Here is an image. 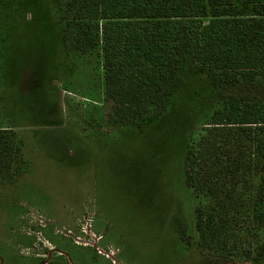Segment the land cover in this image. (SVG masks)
<instances>
[{
	"label": "rangeland",
	"instance_id": "obj_1",
	"mask_svg": "<svg viewBox=\"0 0 264 264\" xmlns=\"http://www.w3.org/2000/svg\"><path fill=\"white\" fill-rule=\"evenodd\" d=\"M63 28L57 0H0V127L23 146L0 173V264H264L246 202L199 246L184 176L185 143L242 85L217 86L181 47L164 113L116 127L100 51L68 49Z\"/></svg>",
	"mask_w": 264,
	"mask_h": 264
},
{
	"label": "trees",
	"instance_id": "obj_2",
	"mask_svg": "<svg viewBox=\"0 0 264 264\" xmlns=\"http://www.w3.org/2000/svg\"><path fill=\"white\" fill-rule=\"evenodd\" d=\"M57 2L67 48L101 53L114 126L164 113L177 90L181 47L217 86L242 85L185 143V184L200 247H218L227 214L240 202L263 225L264 0ZM253 84L263 91L244 90ZM22 155L21 138L0 127V173Z\"/></svg>",
	"mask_w": 264,
	"mask_h": 264
},
{
	"label": "crops",
	"instance_id": "obj_3",
	"mask_svg": "<svg viewBox=\"0 0 264 264\" xmlns=\"http://www.w3.org/2000/svg\"><path fill=\"white\" fill-rule=\"evenodd\" d=\"M116 127H120V126H116ZM96 235H98V236L100 237V235H99V234H96ZM109 255H111V254H109Z\"/></svg>",
	"mask_w": 264,
	"mask_h": 264
}]
</instances>
